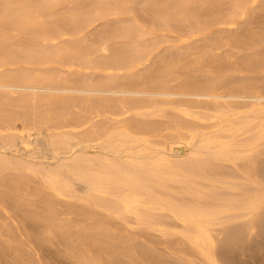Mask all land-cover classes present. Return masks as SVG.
I'll use <instances>...</instances> for the list:
<instances>
[{
  "label": "bare ground",
  "instance_id": "bare-ground-1",
  "mask_svg": "<svg viewBox=\"0 0 264 264\" xmlns=\"http://www.w3.org/2000/svg\"><path fill=\"white\" fill-rule=\"evenodd\" d=\"M49 247L264 264V0H0V264Z\"/></svg>",
  "mask_w": 264,
  "mask_h": 264
},
{
  "label": "rangeland",
  "instance_id": "rangeland-1",
  "mask_svg": "<svg viewBox=\"0 0 264 264\" xmlns=\"http://www.w3.org/2000/svg\"><path fill=\"white\" fill-rule=\"evenodd\" d=\"M162 31L161 30H156L153 34L154 35H157L158 37H160V33ZM170 40H167L169 41L168 43L169 44H177L179 43L180 41V35H178L177 33L175 34H172ZM169 39V38H168ZM172 40V41H171ZM165 41V43L167 42ZM173 42V43H171ZM164 43V42H163ZM161 44L162 46L164 45H169L168 43H164V44ZM66 73L65 69L61 72L62 75H64ZM33 137L36 139L34 142H33V145L35 146V151L37 152L36 153V158L34 159L36 161V163L40 164V165H44V166H55L54 163H53V160L51 159V154H52V149L56 148L57 145L52 143V135H51V131H48V130H40V131H35V133L33 134ZM182 153H184V149L183 148H180ZM88 151L93 152L94 150L92 148L88 149ZM19 152H23V151H19ZM18 152V153H19ZM20 153V154H21ZM16 221V222H15ZM13 223V224H12ZM11 223L12 225V228H14V233L15 235L20 239V240H24L26 241L27 238L26 237V234L24 233V231L22 230L21 228V224L20 222L16 219L13 220V222ZM15 225V226H14ZM23 241V242H24ZM27 242V241H26ZM155 245L160 248V250L163 248V244L161 245V243L159 242H156L155 241ZM51 248V249H50ZM48 249V248H46ZM46 249H43L42 251L39 250H36V249H33V252L37 253L39 256H40V261H41V264H67L66 261L64 259H61L58 255H57V249L54 248V247H49L48 250ZM256 254V262L258 263H263L264 262V250L262 252H255ZM52 259V260H51ZM239 259V257H238ZM43 260V261H42ZM51 260V261H50Z\"/></svg>",
  "mask_w": 264,
  "mask_h": 264
}]
</instances>
